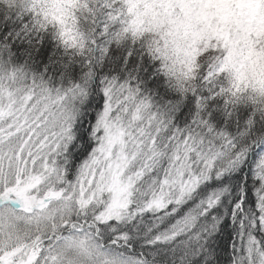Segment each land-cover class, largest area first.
<instances>
[{
	"label": "snow or ice",
	"instance_id": "6c2138e0",
	"mask_svg": "<svg viewBox=\"0 0 264 264\" xmlns=\"http://www.w3.org/2000/svg\"><path fill=\"white\" fill-rule=\"evenodd\" d=\"M0 264H264V0H0Z\"/></svg>",
	"mask_w": 264,
	"mask_h": 264
}]
</instances>
